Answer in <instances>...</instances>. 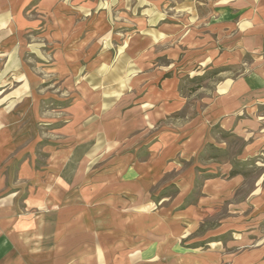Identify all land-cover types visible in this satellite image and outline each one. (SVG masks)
<instances>
[{
	"label": "crops",
	"instance_id": "0c3cea01",
	"mask_svg": "<svg viewBox=\"0 0 264 264\" xmlns=\"http://www.w3.org/2000/svg\"><path fill=\"white\" fill-rule=\"evenodd\" d=\"M113 34L127 40L110 36L112 49ZM28 55L79 83L67 89L72 116L45 141L59 121L43 120ZM191 55L202 69L254 63L217 82L191 119L166 124L186 108L174 67ZM259 107L264 0H0V264H264V160L249 185L229 176L264 150ZM215 127L255 138L235 162H202L206 146L224 150ZM37 151L44 163L31 169ZM171 185L174 219L150 215Z\"/></svg>",
	"mask_w": 264,
	"mask_h": 264
},
{
	"label": "rangeland",
	"instance_id": "374dc122",
	"mask_svg": "<svg viewBox=\"0 0 264 264\" xmlns=\"http://www.w3.org/2000/svg\"><path fill=\"white\" fill-rule=\"evenodd\" d=\"M178 2H171V5L175 6V8H178ZM173 11V10H172ZM128 20V19H127ZM170 21H175L177 22V17L172 16V18H170ZM110 36L112 37H119L122 38L124 40H127V36L128 35H108V47L110 48H114L113 45L109 44V39ZM31 40V39H29ZM177 43V41H176ZM189 55V54H187ZM28 68H30L32 71H36L37 74H40L42 77V81L39 82L38 85V89L36 90L37 93H39L42 98H41V103H37L40 111L43 112V120H47V119H57L59 122L58 124L52 125L51 127H47L49 129H46L45 127L42 128V132H43V137L45 141L46 136L48 137L49 133H50V128L54 127L55 130H58V128H60V130H62L61 126H62V121L64 119H66L68 116L71 117L72 113L69 111V113L67 114L66 109H70V104H71V99L68 97V93H67V89H72L73 86L79 85V83L77 81H69L68 83L65 81H59L57 78L60 76L61 78V73H63V75H66V68L67 67H59L57 70V67L54 66H38L35 65L36 62V58H34V55H28ZM195 60L192 58V55L189 56L186 59V63L184 59H181L180 63L177 62L178 64H176V66L174 67V72L176 73V76L179 80V87H178V91L180 93V96L182 98L185 99L186 101V108L182 109V111L180 113H176L174 115H171L170 117H168L165 121V123H175L176 121H178V123H183V121H187L189 119L192 118V116L195 115V111L197 110L196 108H198V106L201 104L202 102H204L206 100L207 97H210L212 95V92L215 88V85L217 84V82L223 80L224 78H235L238 75H240L242 72L248 70L250 68V66L252 65L253 59H250L245 63V64H240V65H236V66H220L218 64H213L210 65L208 67H206L205 69H202L201 67H199L197 64H195L194 62ZM162 63V61L160 62ZM92 70V69H91ZM93 72V71H92ZM194 72L195 74H198V76H203V78L201 80H196V76L191 75V73ZM76 89L79 90L78 86H76ZM90 91L92 92V90L90 89ZM93 98H90V100H92ZM33 102V100H32ZM80 101H77V103L75 104V108L74 109H80ZM27 103L26 107L30 108L36 105L35 103H31V99H27ZM80 106V107H79ZM52 109H55L58 111V113H51ZM255 114H259L260 116L264 115V107H259L257 109V111H255ZM68 115V116H67ZM74 116V120L73 121H79L80 117L77 115V113L73 114ZM79 117V118H78ZM31 120L28 119V122H30ZM29 124V123H28ZM262 125V124H261ZM39 130V127H38ZM37 131V130H36ZM241 133V132H240ZM28 134L31 135L32 137H34V132L33 130H28ZM211 134L214 137L216 143H218L219 145H221L223 147V152H216L213 148H210L209 146H206L204 151L202 152L201 155V161L204 162L205 160H207L208 157H210L211 155H216L217 160L220 161H232L235 162L237 161L236 159L238 158V156L242 155L243 153V149L244 146L248 143V142H252L254 140V138H250L247 143L243 141L242 136H239V134H233L231 132H222L221 130H219V128L215 127L213 129H211ZM36 163H29L28 167L30 166L31 169L32 168H39L41 164L44 163V155L40 152L37 151L36 152ZM255 160H264V150H260L258 151V153H256V156L254 158H250L248 160L247 163H250V165H244L241 166L238 164L236 165V169L238 171H241L242 173L245 174V179L246 181H248V185L252 182V180L258 175L259 171L258 168H256V166L254 165V161ZM173 175L171 176H165L161 182V184L163 185H168L169 182H171L173 180ZM200 185V180H198V182H196V186H195V190L194 192H192V194L190 195V197L188 198V200L185 202V204H190V203H194L197 195H198V187ZM155 190L154 192H159L161 191V189L157 188V185L154 186ZM28 188V187H27ZM246 190V189H245ZM243 190V191H245ZM176 188L174 186H167V188H165L164 191H162L161 193H159L156 196V199L161 198L162 196H166L169 198L170 202H165V209L161 210L159 209V206L156 204V206H152L151 210H148L150 215L152 214H158L160 217H163V215H165V217H170L171 219H174V216H176L177 213H175L176 211L174 210V206L177 205V200L174 201V199L176 198ZM26 196V194H23L22 198H24ZM22 198H20V201H22ZM172 204L171 206L169 204ZM154 207V208H153ZM168 209H167V208ZM19 208H21V205L19 203ZM37 211H33L32 214L35 217ZM49 210L46 211V209L44 210L45 214H49ZM114 213H120L119 211H114ZM78 236L80 238H83L84 236V232H79L77 233ZM25 240V239H24ZM15 261H17L16 259L12 262L14 263ZM44 264H51V258L50 257H44L43 259ZM158 259L154 260V264H161Z\"/></svg>",
	"mask_w": 264,
	"mask_h": 264
},
{
	"label": "trees",
	"instance_id": "16d2710c",
	"mask_svg": "<svg viewBox=\"0 0 264 264\" xmlns=\"http://www.w3.org/2000/svg\"><path fill=\"white\" fill-rule=\"evenodd\" d=\"M202 78H196V80H201ZM237 174H242L240 171L233 169L230 173L229 176H234Z\"/></svg>",
	"mask_w": 264,
	"mask_h": 264
}]
</instances>
